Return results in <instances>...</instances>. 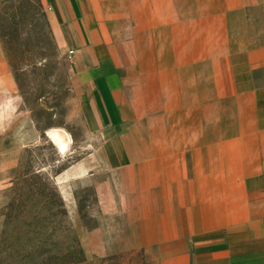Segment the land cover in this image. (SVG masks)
Here are the masks:
<instances>
[{
	"label": "crops",
	"instance_id": "0c3cea01",
	"mask_svg": "<svg viewBox=\"0 0 264 264\" xmlns=\"http://www.w3.org/2000/svg\"><path fill=\"white\" fill-rule=\"evenodd\" d=\"M41 3L65 29L104 140L56 178L62 191L88 181L106 221L84 249L264 264V0Z\"/></svg>",
	"mask_w": 264,
	"mask_h": 264
},
{
	"label": "rangeland",
	"instance_id": "374dc122",
	"mask_svg": "<svg viewBox=\"0 0 264 264\" xmlns=\"http://www.w3.org/2000/svg\"><path fill=\"white\" fill-rule=\"evenodd\" d=\"M66 40L41 0H0V264H56L49 257L69 251L81 255L73 264H153L142 251L85 250V232L106 223L97 218L93 189L77 180L62 191L56 182L104 142L95 138V103ZM106 239L121 246L118 237Z\"/></svg>",
	"mask_w": 264,
	"mask_h": 264
},
{
	"label": "trees",
	"instance_id": "16d2710c",
	"mask_svg": "<svg viewBox=\"0 0 264 264\" xmlns=\"http://www.w3.org/2000/svg\"><path fill=\"white\" fill-rule=\"evenodd\" d=\"M49 259H53L56 261V264H60L61 262H63L64 260H66V264H73V263H77L80 262L81 259V255L80 257L75 256V252L74 251H69L66 253H54L52 254Z\"/></svg>",
	"mask_w": 264,
	"mask_h": 264
},
{
	"label": "bare ground",
	"instance_id": "6f19581e",
	"mask_svg": "<svg viewBox=\"0 0 264 264\" xmlns=\"http://www.w3.org/2000/svg\"><path fill=\"white\" fill-rule=\"evenodd\" d=\"M48 134L51 142L55 145L58 152L60 153L65 152L66 142L62 139V137L56 131L48 132Z\"/></svg>",
	"mask_w": 264,
	"mask_h": 264
},
{
	"label": "built area",
	"instance_id": "2783aa9c",
	"mask_svg": "<svg viewBox=\"0 0 264 264\" xmlns=\"http://www.w3.org/2000/svg\"><path fill=\"white\" fill-rule=\"evenodd\" d=\"M69 54H70V55H73V52H72V51H70V52H69Z\"/></svg>",
	"mask_w": 264,
	"mask_h": 264
}]
</instances>
